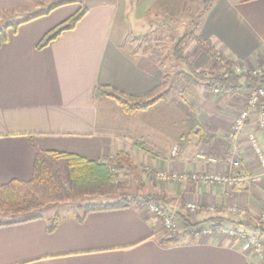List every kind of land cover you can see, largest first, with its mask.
<instances>
[{
  "label": "crops",
  "instance_id": "crops-1",
  "mask_svg": "<svg viewBox=\"0 0 264 264\" xmlns=\"http://www.w3.org/2000/svg\"><path fill=\"white\" fill-rule=\"evenodd\" d=\"M86 7V14L72 30L38 49L44 36L74 15L78 6L65 5L27 21L32 0H0V25H9L11 17L26 16L14 34L8 31V41L0 46V185L29 180L36 150L79 154L91 160L124 152L141 169L133 195H160L168 213L194 223L220 217L241 221L242 230L256 233L255 222L264 209V180L232 189L190 180L161 185L152 180L158 171L229 175L235 172L230 161H238L244 173L258 172L247 141V135L253 134L264 155V131L256 128L254 114L237 137L230 140L226 135L248 92L214 95L202 84L181 83L180 90H175L179 102L172 97L165 103L167 118L158 116L151 124L145 120L165 101L164 96L144 112L123 115L113 100L93 99V89L111 87L124 95H144L161 87L163 67L157 58L123 50L120 21L132 6L95 0ZM198 34L244 71L259 68L264 63V0H212L200 17ZM186 57L194 69L211 68L212 60L201 50ZM174 110L183 128L172 134L169 120ZM191 113L213 138L205 142L192 136L179 153L177 141L186 132ZM111 115L124 121L122 126ZM134 117H139L137 128H146L141 134L151 154L127 142L132 137L128 118ZM129 144L136 149L132 153L125 149ZM122 193L129 194L100 196L92 203H113ZM186 203L199 206L194 215L187 213ZM232 206L244 209V218L229 214L227 208ZM79 207L75 215H56L51 233L47 232L50 218L0 227V264L255 263L243 242L213 235L164 246L160 221L143 209L93 211L80 220L83 210Z\"/></svg>",
  "mask_w": 264,
  "mask_h": 264
},
{
  "label": "trees",
  "instance_id": "trees-1",
  "mask_svg": "<svg viewBox=\"0 0 264 264\" xmlns=\"http://www.w3.org/2000/svg\"><path fill=\"white\" fill-rule=\"evenodd\" d=\"M212 0H203L202 16L210 6ZM81 4V0H57L44 11L28 18L27 21L48 15L51 11L70 4ZM88 8L82 4L79 10L67 20L49 31L37 48L46 46L59 37L63 32L72 30L75 25L86 14ZM20 23H11L0 28V46L8 41V31L16 32ZM194 43L215 64L212 68L194 69L190 60L185 55L187 43ZM175 68L181 66L177 71L180 83L186 86H197L202 84L204 89L212 93L218 90L219 94H235L238 91L251 92L258 86L264 85V72L253 75L247 71L235 73L234 62L218 52L210 40L198 34V24L178 38L171 52ZM171 60V59H170ZM167 87L166 78L162 80L161 87L150 93L129 96L124 95L111 87H96L91 96L93 99L108 98L113 100L124 115L130 116L138 112H144L159 101L163 95L161 92ZM186 132L177 141V152L181 153L190 144L192 136H198L199 140H210L213 136H207L205 130L198 124L194 113L186 120ZM264 131V129H263ZM207 138V139H206ZM136 147L151 154L147 149H142L140 143ZM133 163L124 152L97 160H91L83 155L64 153L59 151H35V159L31 178L27 181L11 180L0 185V227L22 224L29 221L41 219L42 215L30 216L37 209L67 204L77 196L96 194L99 196L110 195L119 189L117 184L118 174L124 170H130ZM163 197L160 195H133L122 193L118 200L113 203L99 204L90 203L80 206L83 210L80 220L89 212L101 210L121 209L128 206L142 210L147 205L153 204L161 208L164 214L171 215L163 207ZM78 208V207H77ZM9 221H2L3 218ZM177 217V216H176ZM180 228L175 230L165 229V236L161 244L169 246L183 241L195 242L205 229L216 232L223 227H232L239 230L244 225L241 221H233L220 217L209 218L201 222H191L184 216H179ZM56 214L49 219L47 232L51 233L55 228ZM257 230V229H256ZM260 235H264V225L260 229Z\"/></svg>",
  "mask_w": 264,
  "mask_h": 264
},
{
  "label": "rangeland",
  "instance_id": "rangeland-1",
  "mask_svg": "<svg viewBox=\"0 0 264 264\" xmlns=\"http://www.w3.org/2000/svg\"><path fill=\"white\" fill-rule=\"evenodd\" d=\"M95 0H81V4H76L78 6V10L83 5L87 6L90 3H93ZM105 1V0H102ZM112 1L116 4L120 5H129L132 9H129L128 13L125 15H121V32L124 35V42H122V48L129 55H149L151 58H157L163 67V74L166 78L167 87H165L162 91L161 95L164 96V102L159 103L156 107H154L152 113H149L145 117V120L148 121L149 124L151 122L158 121L159 117L167 118V109L168 106L165 103L171 98H176L177 94L175 92L176 87L180 90L181 83L178 80L176 74L179 70L180 64L175 68L174 60L172 59L171 52L174 47V43L189 32L195 24H198L200 21V14L203 9V0H106ZM57 0H32L33 9L29 12L30 16L36 15L41 11L46 10L51 5H54ZM24 15H18L11 17V23H18L21 19L25 18ZM28 18V16H27ZM3 25H0V28ZM200 53V49L197 50V47L194 43H187L185 47V53L188 55L189 53ZM171 59V60H170ZM211 68L214 67L215 63L210 61ZM200 85V84H199ZM180 86V87H179ZM200 88V87H198ZM197 88V89H198ZM196 89V90H197ZM200 90V89H198ZM175 102H179V99L176 98L173 100ZM116 106V105H115ZM116 110L121 111L118 106H116ZM171 110H173L171 108ZM175 114L171 112L170 120L171 121V133H179L181 131V124L179 122V112L175 111ZM124 115V114H123ZM122 116V115H121ZM141 116V115H140ZM159 116V117H158ZM103 118V116H102ZM101 118V119H102ZM111 120L117 122L119 126H122L124 121H121L114 117V115L110 116ZM139 117H134V119H129V133L132 137H129L127 142L130 143H140L142 149H148L146 145L148 142L145 138H142L141 130H146V128H137L138 127V119ZM137 125V126H136ZM141 134V138L138 134ZM184 133V132H181ZM150 143V142H149ZM127 151H131V153L136 150L132 147L131 144L128 146L125 145ZM124 146V147H125ZM138 152V151H137ZM145 152V151H144ZM140 154V153H138ZM143 172H148V170H142ZM141 169H137V166L134 165L130 170H124L119 172V176L117 178V184H119V189L111 192L110 197H115L117 194L121 192H128L129 194L136 193V189L138 187V180H140L139 175L141 174ZM161 185V184H160ZM107 196V197H109ZM100 196L96 194L85 195V196H77L71 202L67 204H61L57 206L46 207L44 209H37L31 212L30 216L42 215V218L45 220L53 217L54 214L57 216H67V215H75L76 207L84 205L86 203H92L93 201L100 200ZM106 201V200H102ZM191 218V217H190ZM244 218V217H243ZM2 221H9L10 218H3ZM255 228L257 229L258 234H260V229L263 225L257 226V222H255ZM164 227L160 223V231L163 233L165 230ZM232 228V227H227ZM245 232L242 229H239ZM251 236L254 234H248ZM261 236V235H260ZM166 237V236H164ZM261 239L264 242V235L261 236ZM245 244V243H244ZM246 245V244H245ZM247 246V245H246ZM248 247V246H247ZM249 248V247H248ZM250 249V248H249ZM260 264H264V261Z\"/></svg>",
  "mask_w": 264,
  "mask_h": 264
},
{
  "label": "built area",
  "instance_id": "built-area-1",
  "mask_svg": "<svg viewBox=\"0 0 264 264\" xmlns=\"http://www.w3.org/2000/svg\"><path fill=\"white\" fill-rule=\"evenodd\" d=\"M233 71L235 73H242L244 70L239 65H233ZM253 75L264 72V63L253 70L247 71ZM214 95H218V90H213ZM222 95V94H220ZM247 99L243 108L239 111L237 116L234 118L231 128L228 131L227 138L234 139L240 134L241 130L248 123L251 118V114H254L255 126L259 130L264 129V85L258 86L255 90L248 92ZM247 141L251 151L254 154L256 162L258 163L259 171L256 173H244L241 171V167L238 161H230L231 169L235 170L234 173L229 175H218V174H196V173H169V172H155L153 174V182L156 184H169V183H181L186 181L196 182L202 185L208 186H220L228 189L242 187L246 184H257L264 180V155L260 150L257 140L253 134L247 135ZM176 150L172 151V155H175ZM204 159V156H199ZM148 170V169H146ZM185 209L189 215H194V213L199 209V206L193 203H186ZM227 211L229 214L244 217L246 212L244 209L237 207H228ZM143 212L152 215L157 218L161 225L168 230H175L180 228V218L164 214L160 207L153 204L147 205ZM257 226L264 225V209L259 214L257 220ZM215 236L216 238H227L234 239L238 242L245 243L251 250L253 257L255 259L254 264H260L264 261V242L261 239L258 232L254 235H247L241 230H236L233 228L223 227L218 229L216 232L210 231V229H205L202 236Z\"/></svg>",
  "mask_w": 264,
  "mask_h": 264
}]
</instances>
